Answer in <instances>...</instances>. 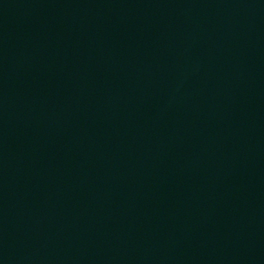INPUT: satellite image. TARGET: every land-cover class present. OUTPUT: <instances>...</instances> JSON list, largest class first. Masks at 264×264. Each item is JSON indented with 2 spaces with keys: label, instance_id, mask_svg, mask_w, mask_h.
<instances>
[{
  "label": "water",
  "instance_id": "95a60500",
  "mask_svg": "<svg viewBox=\"0 0 264 264\" xmlns=\"http://www.w3.org/2000/svg\"><path fill=\"white\" fill-rule=\"evenodd\" d=\"M264 123V0H0V264Z\"/></svg>",
  "mask_w": 264,
  "mask_h": 264
}]
</instances>
